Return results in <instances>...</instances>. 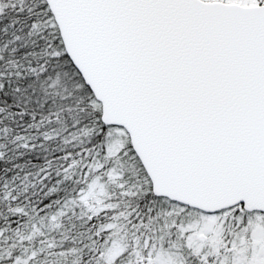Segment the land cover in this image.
Listing matches in <instances>:
<instances>
[{"label": "snow or ice", "instance_id": "snow-or-ice-1", "mask_svg": "<svg viewBox=\"0 0 264 264\" xmlns=\"http://www.w3.org/2000/svg\"><path fill=\"white\" fill-rule=\"evenodd\" d=\"M0 264H264V0H0Z\"/></svg>", "mask_w": 264, "mask_h": 264}]
</instances>
